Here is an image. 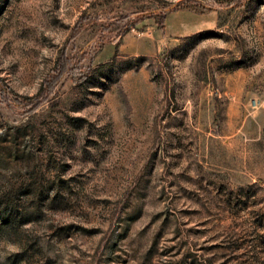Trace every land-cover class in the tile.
Wrapping results in <instances>:
<instances>
[{"label": "rangeland", "instance_id": "374dc122", "mask_svg": "<svg viewBox=\"0 0 264 264\" xmlns=\"http://www.w3.org/2000/svg\"><path fill=\"white\" fill-rule=\"evenodd\" d=\"M0 264H264V0H0Z\"/></svg>", "mask_w": 264, "mask_h": 264}]
</instances>
